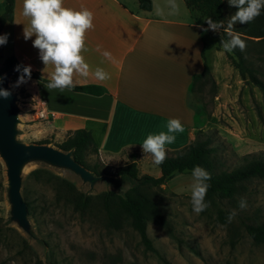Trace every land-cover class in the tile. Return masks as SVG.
<instances>
[{
  "label": "crops",
  "instance_id": "obj_1",
  "mask_svg": "<svg viewBox=\"0 0 264 264\" xmlns=\"http://www.w3.org/2000/svg\"><path fill=\"white\" fill-rule=\"evenodd\" d=\"M151 2L152 9L142 11L137 0H64L66 7L87 8L93 13L94 28L86 32L87 50L81 53L90 74L86 78L74 76V87H99L104 90L101 95L46 88L52 67L45 68L40 61L38 50L32 46L35 37L27 41L23 37L27 25L23 0H14L12 21L0 31V35H7V43L2 45L7 57L30 66L42 79L26 78L22 86L28 100L45 104L50 116L41 123L47 132L62 140L78 129L90 132L99 160L108 166H124L132 161V155L136 163L148 159L153 162L141 144L148 134L166 131V123L172 118L181 121L184 131L176 133L175 142L165 146L167 153L185 148L198 134L218 130V114L236 108L238 99L244 100L251 93L217 45L216 37L222 29L205 31L208 27L203 19L184 0H176L179 12L175 15L169 14L167 0ZM223 2L226 5L227 0ZM157 5L163 8L162 15L156 13ZM224 11L226 22L228 10ZM204 59L216 85L212 110L207 107L203 90L192 91L193 79L202 72ZM97 67L111 78L96 80L92 73ZM36 101L32 106L28 104V109L36 106ZM176 174L162 188L190 195L191 173H182L188 174L187 181L173 184Z\"/></svg>",
  "mask_w": 264,
  "mask_h": 264
},
{
  "label": "rangeland",
  "instance_id": "obj_2",
  "mask_svg": "<svg viewBox=\"0 0 264 264\" xmlns=\"http://www.w3.org/2000/svg\"><path fill=\"white\" fill-rule=\"evenodd\" d=\"M3 2L0 0V14ZM6 54L7 50L3 51L0 45V69ZM254 56L252 53L251 62L264 72V64ZM260 78L264 80L261 75ZM16 83L9 80L8 84L18 97L21 111L18 140L24 144L47 142L58 149L62 138L47 132L41 123L44 121L35 118L27 105L32 106L36 100H28L22 84L15 86ZM247 85L251 89L249 97L239 98L236 108L224 109L218 114V130L203 132L211 139L217 172L239 167L244 163L243 155L264 160V107L258 89ZM208 89V85L203 89L204 100L212 110ZM87 163L96 164L101 171L111 174L113 166L103 164L98 156L87 157ZM137 163L139 175L149 173L154 177L160 173L150 159L137 160ZM36 169H47L74 184L78 191L91 195L104 191L123 193L129 187L126 182L116 187L112 177L103 175L112 182L103 181L90 189L68 171L41 163L27 165L22 174L21 194L31 209L28 220L33 237H30L9 220L5 167L0 159V264H264V245L254 244L244 227L264 222V179L245 182L246 190L233 201L220 200L205 214L193 212L190 195H177L164 189V193H159L160 206L172 226L173 238L155 223H148L146 233L157 251L155 254L144 248L130 226L119 231L107 229L101 211L95 209L83 215L75 212L59 197L60 192L54 185L28 177ZM188 177V174H176L172 183L187 181ZM241 198L247 203L244 209L239 207ZM218 210L235 212V215L231 220L228 218L226 225H221L215 221Z\"/></svg>",
  "mask_w": 264,
  "mask_h": 264
},
{
  "label": "trees",
  "instance_id": "obj_3",
  "mask_svg": "<svg viewBox=\"0 0 264 264\" xmlns=\"http://www.w3.org/2000/svg\"><path fill=\"white\" fill-rule=\"evenodd\" d=\"M3 1L5 4L0 15V31L6 23L12 21L13 17L14 0ZM184 1L190 10L196 11L200 15L205 27H208L205 22L208 18L214 21L225 20V8L228 10L225 22V25H227V19L236 11L235 8L229 6L228 0L226 5L223 0ZM137 2L139 9L142 11H150L152 9L151 0H137ZM234 30L241 33V38L245 41L246 48L244 51L237 48L232 53H226V56L233 68L238 72L241 80L258 89L264 107V80L260 78V75L264 77V72L250 60L251 54L254 53V57L264 64V9L252 22L244 25L239 23L234 25ZM228 38L227 33L222 29L216 37L217 45L221 47L220 41ZM18 65L24 66L20 65L14 57H7L0 69V77L9 69H12L15 74L11 76L10 81H17L21 75L20 72L15 70ZM30 78L42 81L32 70ZM206 85L209 86L208 92L213 99L216 93V85L204 59L202 72L193 79L192 91L202 92V88ZM72 89L91 95H101L104 92L102 88L95 86L73 87ZM204 108H206V105ZM210 142L209 136L203 135V133L198 134L185 148L167 153L165 161L158 166L160 170L159 177L147 174L139 175L135 155H132L131 162L124 166L111 167V174H107V172L101 171L98 165L90 166L87 163V157L97 156V147L90 132L78 129L70 132L58 146V149L64 152H71L74 161L84 166L94 175L112 177L116 187H119L123 182L128 183L129 187L123 193L114 191H104L96 195L83 193L78 191L74 184L47 169L33 170L28 177L33 178L35 181L54 185L56 191L60 192L58 193L59 197L67 201L73 210L80 215L92 212L95 209L101 211L104 215L107 229L119 231L126 225L130 226L139 235L144 248L156 254L157 251L153 248L147 236L146 227L148 223H155L169 237L173 238L172 226L160 206L162 198L159 197V193H164L162 186L174 174L191 173L193 167L197 165L206 169L211 174V179L207 181L210 187L205 197V202L209 204L208 208L216 207L220 200L233 201L235 196L246 190L245 182L252 179H264V160L249 154L241 157L244 163L234 170L217 172ZM41 143L47 144V142ZM26 205L28 215H30V205L28 203ZM208 208L201 214H205ZM230 213V211L223 212L218 210L215 221L221 225H226ZM244 227L254 244L264 245V222L247 224Z\"/></svg>",
  "mask_w": 264,
  "mask_h": 264
},
{
  "label": "clouds",
  "instance_id": "obj_4",
  "mask_svg": "<svg viewBox=\"0 0 264 264\" xmlns=\"http://www.w3.org/2000/svg\"><path fill=\"white\" fill-rule=\"evenodd\" d=\"M230 7L236 9L235 13L225 20L214 21L211 18L205 20L208 25L205 31L211 30L219 32L223 29L229 37L221 40L220 45L224 53H232L239 48L244 51L245 41L241 38V33L234 30V25L239 23L244 25L257 18L264 9V0H228ZM169 14L175 15L179 12L176 0H167ZM163 8L156 6V13L162 15ZM23 16L27 20V25L23 28L25 41L32 39V46L38 50L39 59L46 67L51 66L47 89L71 90L74 87V76L79 75L86 78L90 74V67L81 54L86 51L85 34L94 28L93 13L87 8L76 10L64 6V0H23ZM7 43V35H0V45ZM105 56L109 53L105 52ZM16 71L21 75L18 77L15 86L30 79V66H17ZM95 79L105 82L111 77L104 69L97 67L92 73ZM11 93L0 88V97L8 99ZM184 126L179 119H169L166 123V131L158 134H148L141 146L146 154H150L153 163L161 165L167 157L166 145H170L176 140V133H182ZM211 179V174L200 166H194L191 170L190 202L192 210L196 214L205 211L209 204L205 202V197L210 185L207 183ZM247 203L244 198L239 201L241 209L246 208ZM235 215L230 213L229 219Z\"/></svg>",
  "mask_w": 264,
  "mask_h": 264
},
{
  "label": "water",
  "instance_id": "obj_5",
  "mask_svg": "<svg viewBox=\"0 0 264 264\" xmlns=\"http://www.w3.org/2000/svg\"><path fill=\"white\" fill-rule=\"evenodd\" d=\"M15 71L9 69L0 77V88L8 90V99L0 97V159L5 167L6 197L9 220L26 235L33 237L26 202L21 194L22 174L31 163H41L50 168L68 171L77 176L82 184L92 189L97 183L112 181L105 176H96L71 156V152L44 143L24 144L18 140V117L20 108L18 97L9 87V80Z\"/></svg>",
  "mask_w": 264,
  "mask_h": 264
},
{
  "label": "built area",
  "instance_id": "obj_6",
  "mask_svg": "<svg viewBox=\"0 0 264 264\" xmlns=\"http://www.w3.org/2000/svg\"><path fill=\"white\" fill-rule=\"evenodd\" d=\"M31 110H33V115L35 116V118L40 121H47L50 116V114L46 110L45 104L42 102L36 104V106H33Z\"/></svg>",
  "mask_w": 264,
  "mask_h": 264
},
{
  "label": "bare ground",
  "instance_id": "obj_7",
  "mask_svg": "<svg viewBox=\"0 0 264 264\" xmlns=\"http://www.w3.org/2000/svg\"><path fill=\"white\" fill-rule=\"evenodd\" d=\"M20 116H21V112H20L19 115H18L19 119H20ZM24 171H25V168H24Z\"/></svg>",
  "mask_w": 264,
  "mask_h": 264
}]
</instances>
